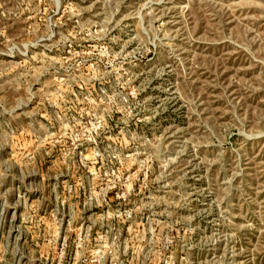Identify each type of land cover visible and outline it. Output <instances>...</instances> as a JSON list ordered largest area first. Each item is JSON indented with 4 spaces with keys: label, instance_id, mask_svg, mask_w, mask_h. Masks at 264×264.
I'll return each mask as SVG.
<instances>
[{
    "label": "rangeland",
    "instance_id": "obj_1",
    "mask_svg": "<svg viewBox=\"0 0 264 264\" xmlns=\"http://www.w3.org/2000/svg\"><path fill=\"white\" fill-rule=\"evenodd\" d=\"M0 264H264V0H0Z\"/></svg>",
    "mask_w": 264,
    "mask_h": 264
}]
</instances>
